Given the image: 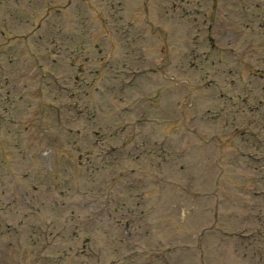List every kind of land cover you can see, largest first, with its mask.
Instances as JSON below:
<instances>
[{"label":"rangeland","instance_id":"rangeland-1","mask_svg":"<svg viewBox=\"0 0 264 264\" xmlns=\"http://www.w3.org/2000/svg\"><path fill=\"white\" fill-rule=\"evenodd\" d=\"M174 102L224 135L247 194L235 202L236 167L210 149L139 165L124 200L148 226L129 225L130 250L155 255L136 264H247L232 234L263 199L250 200L264 190V0H0V264H123L127 218L100 215L102 193L121 200L123 137L163 139Z\"/></svg>","mask_w":264,"mask_h":264}]
</instances>
